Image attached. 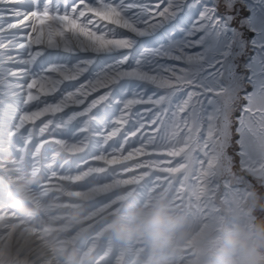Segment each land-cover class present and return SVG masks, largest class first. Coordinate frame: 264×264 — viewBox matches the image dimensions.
<instances>
[{"label": "snow or ice", "instance_id": "6c2138e0", "mask_svg": "<svg viewBox=\"0 0 264 264\" xmlns=\"http://www.w3.org/2000/svg\"><path fill=\"white\" fill-rule=\"evenodd\" d=\"M10 152L45 187L147 177L207 211L264 194V0H0Z\"/></svg>", "mask_w": 264, "mask_h": 264}, {"label": "rangeland", "instance_id": "374dc122", "mask_svg": "<svg viewBox=\"0 0 264 264\" xmlns=\"http://www.w3.org/2000/svg\"><path fill=\"white\" fill-rule=\"evenodd\" d=\"M57 150L58 146L56 145L57 160L71 158V155H67L66 152L62 154L61 151L57 152ZM14 154L22 162L26 176L33 175L36 171L37 179L32 188H37L41 197L46 195L47 191L43 187V180L47 175L46 170L32 165L27 153L14 152ZM148 179L146 177L139 184L131 185L132 189L128 198L122 202L119 207L120 211L114 215V218L126 221L135 210L139 208L149 209L162 202L169 213L183 218V223L176 229V236L185 232L190 234L185 241L182 253L168 255L163 250L157 251L149 236L125 241L116 235L114 229H111L104 232L105 234L97 240L95 251L89 255L87 260L82 258L81 254L85 249L79 246V243L59 252L61 253L59 264H97L101 261L102 254L106 250H110V258L106 264H114L121 253L124 255L123 264H224L221 258V250L230 235L245 237L253 245L259 244V251L264 253V237L256 230L258 225H264V194H261L259 190H253L246 196H240L227 202L222 201L215 206L216 210L207 211L195 201L178 200L173 188L166 182L145 189L144 185L147 184ZM0 196L6 201L4 205L0 206V212L17 210L20 212L18 220H31L35 222L38 232H47L45 230L50 216L43 210L34 207L28 200H21L6 182L1 185ZM149 203L151 204L148 205ZM104 225L105 223L86 232L84 248H88L91 244L92 240L89 241V236L99 231ZM51 238L55 240L56 235L54 234ZM234 260L236 264H241L243 256L237 254ZM16 263L11 259H0V264Z\"/></svg>", "mask_w": 264, "mask_h": 264}, {"label": "bare ground", "instance_id": "6f19581e", "mask_svg": "<svg viewBox=\"0 0 264 264\" xmlns=\"http://www.w3.org/2000/svg\"><path fill=\"white\" fill-rule=\"evenodd\" d=\"M57 146V152L61 151L62 154L66 152L70 155L67 151L69 146L67 143ZM23 169L22 162L14 152L2 153L0 189L3 182H6L10 189H14L15 182L26 177ZM131 176L132 173L127 174L128 178ZM116 179L119 177L113 176V181ZM134 183H120L110 189H102L99 180H89L86 184L59 182L57 185L45 187L44 179L43 187L47 193L43 197L39 195L37 188L31 186L33 197L28 201L50 216L45 230L47 232H38L35 222L31 220H18L20 212L17 210L1 211L0 259H11L17 262L16 264H59L61 259L59 252L80 243L79 246L85 249L84 252L82 251V258L87 260L95 251L97 240L105 234L104 232L113 229V223L116 221L114 215L120 211L119 207L128 198L131 185ZM5 203L6 201L0 196V206ZM103 223H105L103 228L89 236V241L92 240L89 247L84 248L86 232ZM54 234L55 240L51 238ZM109 258L110 250H106L97 264H106ZM123 262L124 255L121 253L114 264H123Z\"/></svg>", "mask_w": 264, "mask_h": 264}, {"label": "clouds", "instance_id": "9594fccd", "mask_svg": "<svg viewBox=\"0 0 264 264\" xmlns=\"http://www.w3.org/2000/svg\"><path fill=\"white\" fill-rule=\"evenodd\" d=\"M36 179L35 175L29 174L23 180L15 182L14 191L21 200L32 199L31 186ZM182 223L183 218L169 213L166 206L160 202L149 209L135 210L126 221L119 219L114 221L113 229L116 235L125 241L149 236L157 251L163 250L168 255H179L190 235L185 232L176 236V229ZM256 230L264 237V225H258ZM259 247V244L253 245L245 237L230 235L221 250V258L224 264H236L234 257L241 254L243 256L241 264H264V253L259 251Z\"/></svg>", "mask_w": 264, "mask_h": 264}]
</instances>
